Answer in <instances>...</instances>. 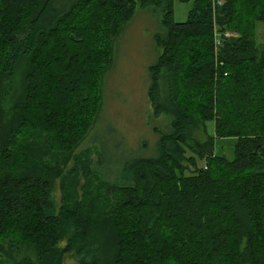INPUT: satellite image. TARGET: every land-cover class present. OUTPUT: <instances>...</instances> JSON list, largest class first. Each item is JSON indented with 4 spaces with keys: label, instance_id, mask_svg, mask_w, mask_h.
<instances>
[{
    "label": "trees",
    "instance_id": "16d2710c",
    "mask_svg": "<svg viewBox=\"0 0 264 264\" xmlns=\"http://www.w3.org/2000/svg\"><path fill=\"white\" fill-rule=\"evenodd\" d=\"M139 11L158 21L149 101L166 123L129 163L107 154L117 131L93 134ZM258 24L264 0H194L183 23L174 0H0V264H264ZM229 138L233 160L215 153Z\"/></svg>",
    "mask_w": 264,
    "mask_h": 264
},
{
    "label": "rangeland",
    "instance_id": "374dc122",
    "mask_svg": "<svg viewBox=\"0 0 264 264\" xmlns=\"http://www.w3.org/2000/svg\"><path fill=\"white\" fill-rule=\"evenodd\" d=\"M194 0L182 3L174 0V17L177 23L186 22L193 8ZM158 21L151 12L139 11L125 27L116 42L113 62L106 67L104 76V101L102 116L99 120L93 140L103 138L108 133L117 131L121 136L120 143L107 145V154L117 160H134L138 157H153L157 155L158 135L154 128L165 129L164 118L154 119V111L149 101L151 83L150 67L155 64L158 56L154 35L158 32ZM258 42L264 41V25L258 24ZM97 129V131H96ZM209 133L213 134V124L208 123ZM100 130V131H98ZM197 138V136H194ZM198 134L199 140H204ZM235 139H223L216 142L215 153L229 160L234 159ZM107 155L106 162L112 163L113 157ZM130 163V162H129ZM201 165L203 162H199ZM66 264H77L73 257L65 260Z\"/></svg>",
    "mask_w": 264,
    "mask_h": 264
}]
</instances>
